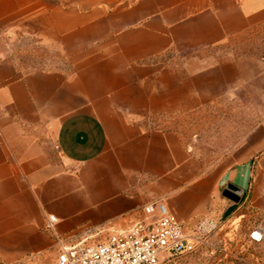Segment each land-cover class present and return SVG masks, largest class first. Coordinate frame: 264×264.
Returning <instances> with one entry per match:
<instances>
[{"label":"crops","instance_id":"0c3cea01","mask_svg":"<svg viewBox=\"0 0 264 264\" xmlns=\"http://www.w3.org/2000/svg\"><path fill=\"white\" fill-rule=\"evenodd\" d=\"M262 26L264 0H0L1 41L34 48L0 45V264H50L59 238L102 241L153 202L188 229L210 216L264 234V119L212 166L146 122L241 87L246 58L212 51Z\"/></svg>","mask_w":264,"mask_h":264},{"label":"rangeland","instance_id":"374dc122","mask_svg":"<svg viewBox=\"0 0 264 264\" xmlns=\"http://www.w3.org/2000/svg\"><path fill=\"white\" fill-rule=\"evenodd\" d=\"M1 43L6 44L5 48L10 53L21 55L26 61L31 60L34 54L33 41L24 33L18 36L14 33L5 35L2 41L0 39V45ZM54 52L43 48L41 54L48 56ZM212 53L214 57L230 54L246 58L245 66L249 69L247 76H244V84L231 94L219 96L217 102L203 108L201 112L179 111L176 109L177 104L171 102L169 112L153 114L146 121L154 127H160L163 121L164 127L179 131L192 152L208 166L214 165L238 145L236 141L245 125L252 126L264 119V26L232 40L228 45L214 49ZM170 62L178 65L176 59H170ZM225 199L230 200L227 197ZM201 221H212L215 226L207 229L205 242L197 244L195 251L183 256L181 264L263 263L264 234H253L259 231L256 224L241 221L233 232L225 234L228 227L220 228L219 222L223 225L226 218L217 220L207 216L199 220ZM195 227L188 229L185 226L190 234H193ZM217 230L219 233L215 234ZM60 239L69 242L67 239ZM53 262L54 259L50 264Z\"/></svg>","mask_w":264,"mask_h":264},{"label":"built area","instance_id":"2783aa9c","mask_svg":"<svg viewBox=\"0 0 264 264\" xmlns=\"http://www.w3.org/2000/svg\"><path fill=\"white\" fill-rule=\"evenodd\" d=\"M142 218L94 243L61 241L53 264H181L183 256L205 242L212 221L199 222L193 234L162 202L142 206ZM49 228L56 221L49 216ZM65 239V238H63Z\"/></svg>","mask_w":264,"mask_h":264},{"label":"water","instance_id":"95a60500","mask_svg":"<svg viewBox=\"0 0 264 264\" xmlns=\"http://www.w3.org/2000/svg\"><path fill=\"white\" fill-rule=\"evenodd\" d=\"M241 193L242 192L233 185H227L223 190V196L232 201H238L240 199Z\"/></svg>","mask_w":264,"mask_h":264}]
</instances>
